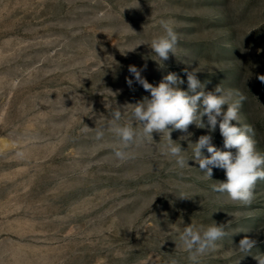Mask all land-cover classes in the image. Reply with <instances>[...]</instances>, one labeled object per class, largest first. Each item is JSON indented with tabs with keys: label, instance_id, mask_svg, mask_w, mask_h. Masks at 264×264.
I'll return each mask as SVG.
<instances>
[{
	"label": "rangeland",
	"instance_id": "rangeland-1",
	"mask_svg": "<svg viewBox=\"0 0 264 264\" xmlns=\"http://www.w3.org/2000/svg\"><path fill=\"white\" fill-rule=\"evenodd\" d=\"M161 20L178 36L164 62L149 48ZM131 65L153 86L176 73L187 90V70L231 92L264 154V0H0V264H257L264 254V180L250 205L233 202L212 189L224 170L180 169L158 133L114 156L112 111L139 130L131 104L150 98ZM188 131L192 143L209 134ZM211 135L228 150L218 126ZM214 222L228 235L193 260L184 228ZM245 235L257 240L246 257L234 248Z\"/></svg>",
	"mask_w": 264,
	"mask_h": 264
},
{
	"label": "clouds",
	"instance_id": "clouds-1",
	"mask_svg": "<svg viewBox=\"0 0 264 264\" xmlns=\"http://www.w3.org/2000/svg\"><path fill=\"white\" fill-rule=\"evenodd\" d=\"M163 33L153 38L149 48L161 62L167 61L170 54L174 55L178 36L173 30L170 21L161 20ZM132 29V28H131ZM133 30V29H132ZM134 31V30H133ZM135 50V49H134ZM132 50V51H134ZM129 72L134 76L135 82L142 85L150 93L132 105L130 118L138 124L139 130L131 124L120 125V107L112 111V125L110 130L119 138L120 146L114 150V156L119 160L128 158L126 149L140 139H153V133L165 137V154L174 159L175 165L180 169L189 166V161H194L208 179H212L213 169H222L225 172L224 181L216 180L212 185L215 192L227 194L233 202L250 205L254 199V187L258 180H264V154L256 149V142L252 138L253 129L249 125L239 126L240 102L234 101L231 92L216 85L212 90H206L207 83L197 78V73L187 71V90L181 88L185 83L176 73H169L158 86H153L141 75L142 69L129 66ZM264 82V77L260 78ZM133 79H127V84L132 87ZM209 83V82H208ZM126 106V105H124ZM204 117L207 122H204ZM235 122V123H233ZM190 125L197 128H207L209 134L201 135L197 142H191L193 135L188 131ZM219 127L223 137V151L212 143V132ZM184 133L179 140L174 141L171 133L174 131ZM103 137V131H97V138ZM180 141H187L191 148V158H187ZM235 149V152L231 151ZM204 150L208 155H205ZM228 233L225 224L214 222L210 225H188L180 236L182 246L193 253V260L197 255H204L214 251L217 242L223 240ZM257 240L245 235L234 248L249 256L256 248ZM257 264H264V254L252 256ZM171 264H176L173 260Z\"/></svg>",
	"mask_w": 264,
	"mask_h": 264
}]
</instances>
